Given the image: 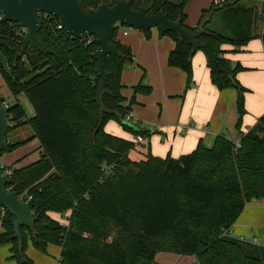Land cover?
I'll list each match as a JSON object with an SVG mask.
<instances>
[{
    "label": "trees",
    "instance_id": "trees-1",
    "mask_svg": "<svg viewBox=\"0 0 264 264\" xmlns=\"http://www.w3.org/2000/svg\"><path fill=\"white\" fill-rule=\"evenodd\" d=\"M120 1L79 0L85 9ZM127 1L134 10L163 12L195 36L193 44L174 33H161L175 42L168 64L186 74L187 92L194 84L193 58L199 51L205 54L212 84L219 91L237 92L235 128L241 148L221 135L210 145L200 141L192 153L178 159L148 153L145 160H132L136 142L105 127L115 121L134 136L149 139L148 130L134 127L125 117L136 94L149 96L153 89L137 85L129 105H124L122 75L134 58L117 32L113 44L118 53L106 57L107 86L98 100L95 36L77 39L57 29V17L44 20L38 37L50 50L45 54L23 47L26 34L17 24L0 21V54L10 69L0 63V72L14 98L24 96L34 109L28 119L18 100L9 105L8 135L29 126L33 137L13 143L7 136L1 155L35 139L42 150L37 162L13 170L8 186L29 204L35 228L21 227L17 236L15 217L6 210L0 213V243L10 246L14 264H34L26 254L28 236L43 253L48 245H59L61 264H156L159 253L194 256L199 264H264V247L229 235L246 205L264 200V116L241 132L248 89L237 75L244 68L233 65L224 48L240 51L255 39L264 45V30L259 33L258 27L264 21V0L213 4L202 11L196 27L186 24L190 0ZM216 16L221 31L209 28ZM52 214H69L67 223Z\"/></svg>",
    "mask_w": 264,
    "mask_h": 264
},
{
    "label": "crops",
    "instance_id": "crops-1",
    "mask_svg": "<svg viewBox=\"0 0 264 264\" xmlns=\"http://www.w3.org/2000/svg\"><path fill=\"white\" fill-rule=\"evenodd\" d=\"M223 1L190 0L185 8L186 24L196 27L203 10ZM261 16L264 17V13H261ZM258 27L261 33L264 30V21L259 22ZM125 32L128 34L125 35ZM117 39L131 49L134 58L128 67L129 70L125 69L122 75V84L128 87L122 90L126 99L124 105H129L137 85L147 84L153 89L149 96L136 94V103L132 106L131 125L139 128L138 125L144 124L145 130L152 128L153 132L148 130L153 135L151 134L147 141L145 139L143 152L139 151V146L131 151L132 160H145L148 153L161 158L170 155L178 159L192 153L200 141L210 145L217 136H231L236 140L240 137L235 128L238 120L237 92L234 89L219 91L212 84L203 52H198L193 58L194 84L186 92V74L168 64L169 54L175 47L171 37L161 35L157 29H151L147 34L144 30L123 27L118 30ZM224 48L227 51L225 57L233 65L240 64L244 68L237 78L243 87L248 89L245 97L246 115L241 127V132L246 133L264 116V45L261 39H255L240 51H233L231 46ZM21 98L22 96H19L17 100ZM29 106L30 116L26 114L28 119L34 116L33 106ZM105 130L129 141L135 139L132 135L125 134L114 123L107 124ZM32 137L33 132L26 140ZM27 144V147L21 149V153L8 160L10 166L17 165V169H21L40 159L42 150L39 141L35 139ZM52 216L55 218L62 215ZM68 216L69 214L63 215ZM260 231H263V234H258ZM229 234L252 245L264 247L261 242L264 236V200L248 203ZM255 240L257 243H254ZM158 255L168 262L176 260L174 254ZM190 258L194 260L193 263L199 264L196 257Z\"/></svg>",
    "mask_w": 264,
    "mask_h": 264
},
{
    "label": "water",
    "instance_id": "water-1",
    "mask_svg": "<svg viewBox=\"0 0 264 264\" xmlns=\"http://www.w3.org/2000/svg\"><path fill=\"white\" fill-rule=\"evenodd\" d=\"M39 13L57 17L66 33L77 39L96 37L99 44L96 74L101 78L98 100L107 86L106 57L118 53L117 47L113 44L115 24L136 30L157 29L162 34L171 32L179 38L195 43L194 35L182 28L179 23L170 21L163 12L150 14L144 7L134 10L127 0L120 1L114 6L103 3L97 9H85L79 0H0V14L4 21L15 23L27 31L23 37V47L31 46L48 54L49 48L38 37L43 26V21L38 17ZM8 130V108L0 99V155L7 140ZM12 183L11 177L0 175V208H4L15 217L14 232L20 237L21 227L34 230L35 219L32 217L29 204L23 201L18 193L8 189Z\"/></svg>",
    "mask_w": 264,
    "mask_h": 264
},
{
    "label": "rangeland",
    "instance_id": "rangeland-1",
    "mask_svg": "<svg viewBox=\"0 0 264 264\" xmlns=\"http://www.w3.org/2000/svg\"><path fill=\"white\" fill-rule=\"evenodd\" d=\"M263 8H264V6H262L261 13H264V9ZM188 21H189V18H188ZM209 28L212 29V30L221 31L222 26H221V22H220L219 16H216L213 19V22L209 25ZM199 52H202V51H199ZM0 63L4 66L6 71H8V72L10 71L5 58L1 54H0ZM128 67H129V65H127L125 69L129 70ZM124 89H128V87L124 86ZM0 99L3 102H5L6 104H8V105H14L17 102V100L10 93L8 87L6 86L5 80L2 77L1 72H0ZM18 101L23 106L26 114L28 116H30L29 115V110H30L29 101L24 96H22V98L19 99ZM130 114H132V113H130ZM109 123L116 124L118 127L121 128V130L125 134L132 135L133 137H135L134 142H136V144L139 146V148L138 147L137 148L139 149V151L143 152L144 143L143 144H138L137 143V136H134L133 134H131L128 131H126L123 128V126L121 124H119L118 122L110 121L107 124H109ZM138 126H139V128L141 130H145L144 128H146V126L144 124H140ZM148 130L151 131L150 129H148ZM30 135H32V131L30 130L29 126H23V127H20V128H17L15 130L10 131V133L8 135V139L10 141H12L13 143L22 142L23 140H26L28 137H30ZM145 139L147 141V138H145ZM238 139H240V137ZM27 145L28 144H25V145L19 147L18 149L14 150L13 152L3 153V155H1V157H0V166H10V164L8 163L9 162L8 160H11L14 157H16L19 153H21L20 152L21 149H23V147H27ZM18 150H19V152H18ZM15 154H16V156H15ZM21 157H23V155ZM21 161H22V159H21ZM11 167L12 166L7 167V168H11ZM55 218L60 219L62 221V223H64V224H66L67 221H68V217L55 216ZM1 225H2V220L0 218V234L3 232V229L1 227ZM115 234L116 233L114 231L111 232V235H115ZM258 234H263V231H260ZM261 242L264 243V236L262 237ZM60 252H61V247L59 245L51 244V245H48L47 252L43 253V252L37 250L33 246L32 241H31L29 236L27 238L26 254L28 255L29 258H31L34 261V264H60V262H59ZM10 257H11L10 246L9 245H3V244L0 243V264H14V261ZM174 257H176L175 261H171V262L169 261L168 262L167 259H163L162 256L157 255L156 258H155V263L156 264H192L194 262V260L192 258H190V256H182V255L174 254ZM183 257H185V259H183ZM193 264H196V263H193Z\"/></svg>",
    "mask_w": 264,
    "mask_h": 264
},
{
    "label": "built area",
    "instance_id": "built-area-1",
    "mask_svg": "<svg viewBox=\"0 0 264 264\" xmlns=\"http://www.w3.org/2000/svg\"><path fill=\"white\" fill-rule=\"evenodd\" d=\"M38 17H39L42 21H44V20H50L51 18H54V16H52V15H50V14H48V13H39V14H38ZM0 21H4L2 14H0ZM56 25H57V29H59V30L63 29L62 25L60 24V21H58V23H57ZM121 28H123V27H122L120 24H115L116 32H118V30H120ZM21 33H25V34H26V33H27L26 29H25V28H22ZM124 34L127 35L128 33L125 32ZM87 39H91V37H90V38H87ZM81 40H86V39H81ZM90 42H91V40H89L88 43H90ZM3 104H4L7 108L9 107V105L6 104L5 102H3ZM125 121H126L127 123L131 124V123L133 122V117H132V115H131V114H127L126 117H125ZM150 130H152V128H150ZM229 138H231V139L234 140V142H235V147H236L237 150L241 148L240 139H237V140H236V139L232 138L231 136H230ZM137 143H138V144H143V143H145V137L142 136V135H138V136H137ZM14 169H17V165L12 166L11 168H7V167H4V166H0V171L2 172V174H5V175H7V176H9V177H11L12 172H13ZM23 201H24V200H23ZM26 203H27V202H26ZM5 212H6V210H5L4 208H0V213H1L2 215H4ZM229 233H230V232H229ZM229 235H230V234H229ZM241 240H242V241H245L244 239H241ZM254 243H257L256 240L254 241Z\"/></svg>",
    "mask_w": 264,
    "mask_h": 264
},
{
    "label": "flooded vegetation",
    "instance_id": "flooded-vegetation-1",
    "mask_svg": "<svg viewBox=\"0 0 264 264\" xmlns=\"http://www.w3.org/2000/svg\"><path fill=\"white\" fill-rule=\"evenodd\" d=\"M2 174V173H1Z\"/></svg>",
    "mask_w": 264,
    "mask_h": 264
}]
</instances>
